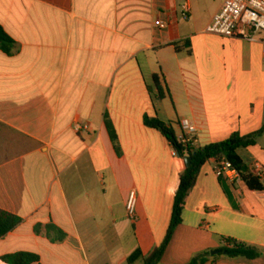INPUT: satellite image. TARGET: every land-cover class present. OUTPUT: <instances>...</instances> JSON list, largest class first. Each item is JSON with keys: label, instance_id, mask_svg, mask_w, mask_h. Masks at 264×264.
Returning <instances> with one entry per match:
<instances>
[{"label": "crops", "instance_id": "0c3cea01", "mask_svg": "<svg viewBox=\"0 0 264 264\" xmlns=\"http://www.w3.org/2000/svg\"><path fill=\"white\" fill-rule=\"evenodd\" d=\"M225 1L202 21L192 0H0L15 46L11 54L0 46V209L22 218L0 239V264L20 251L39 255L34 264H127L163 242L187 165L146 116L172 123L179 137L188 119L202 147L263 127L264 35L209 33ZM154 75L164 99L154 96ZM263 137L239 154L264 185ZM215 166L201 168L162 264L219 251L227 238L262 255L211 254L205 264H264V190L220 178ZM133 190L136 218L127 210Z\"/></svg>", "mask_w": 264, "mask_h": 264}, {"label": "trees", "instance_id": "16d2710c", "mask_svg": "<svg viewBox=\"0 0 264 264\" xmlns=\"http://www.w3.org/2000/svg\"><path fill=\"white\" fill-rule=\"evenodd\" d=\"M0 46L9 54L13 53L15 49L14 41L1 25ZM153 88L156 89L154 96L157 99L161 100L166 97L167 92L162 86L158 75H154ZM105 121L114 147L117 153L121 155L122 148L116 128L108 115H106ZM145 123L147 126L162 132V134L170 141L176 153L182 158L190 156L192 162L191 165L186 166L185 170L180 174V183L175 196L172 218L165 239L146 256H144L140 249L136 250L128 258L127 264H133L138 259H143L144 264H160L162 262L163 256L172 242L177 228L183 223V213L186 200L196 184L201 168L208 161L212 159L216 161L228 159L240 172L242 179L247 183L250 189L264 190V185L260 177L249 171L243 158L239 154L241 148L256 144L257 138L264 134V125L259 131L252 134L242 136L240 133L235 132L226 140L214 142L202 147L195 144L194 138L190 141H184L178 136L173 124L170 122L163 121L158 117L146 116ZM21 222L22 218L0 209V239L6 236L10 231L14 230ZM64 237L65 233L60 231L58 239L62 240ZM226 241L228 246L220 249L219 254L225 253L231 258L245 257L248 259H255L262 255V252L257 247L245 242L232 238H227ZM211 258V252H202L195 255L185 264H205ZM213 258L216 257L214 256ZM2 260L8 264H34L40 262V257L36 253L20 251L2 256Z\"/></svg>", "mask_w": 264, "mask_h": 264}, {"label": "built area", "instance_id": "2783aa9c", "mask_svg": "<svg viewBox=\"0 0 264 264\" xmlns=\"http://www.w3.org/2000/svg\"><path fill=\"white\" fill-rule=\"evenodd\" d=\"M190 6L184 5L181 9V16L184 19L190 17ZM169 24L161 21L162 28ZM207 31L225 37H238L249 41L257 40V35L264 32V0H226L222 9L214 16L208 25ZM180 127L185 130L181 138L190 141L193 137L189 136L197 132V128L188 120H182ZM81 125H77L79 131ZM259 174L262 167L257 165ZM215 173L220 178L233 180L240 178V172L228 159L216 161ZM137 193L135 190L130 192L127 202L128 214L131 218H136Z\"/></svg>", "mask_w": 264, "mask_h": 264}, {"label": "rangeland", "instance_id": "374dc122", "mask_svg": "<svg viewBox=\"0 0 264 264\" xmlns=\"http://www.w3.org/2000/svg\"><path fill=\"white\" fill-rule=\"evenodd\" d=\"M179 1L182 2L183 0ZM192 2L194 6L192 13L196 15L198 19L204 21L211 15L221 0H192ZM260 34L264 35V32L262 31ZM260 34H258L257 37H259ZM261 141L264 144V137Z\"/></svg>", "mask_w": 264, "mask_h": 264}, {"label": "water", "instance_id": "95a60500", "mask_svg": "<svg viewBox=\"0 0 264 264\" xmlns=\"http://www.w3.org/2000/svg\"><path fill=\"white\" fill-rule=\"evenodd\" d=\"M184 159H185L186 165L187 166H190L191 165V162H192V158L190 156H187ZM218 253H219L218 250L211 251V254L212 255H217ZM160 264H162V263H160Z\"/></svg>", "mask_w": 264, "mask_h": 264}]
</instances>
